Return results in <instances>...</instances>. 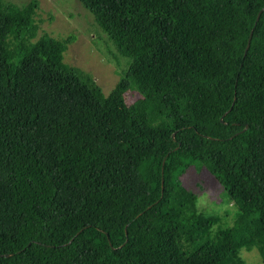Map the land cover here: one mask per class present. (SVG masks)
<instances>
[{
	"label": "trees",
	"instance_id": "trees-1",
	"mask_svg": "<svg viewBox=\"0 0 264 264\" xmlns=\"http://www.w3.org/2000/svg\"><path fill=\"white\" fill-rule=\"evenodd\" d=\"M77 1L126 59L106 95L62 61L70 38L36 36L34 0H0V264L264 257V0ZM194 165L236 201L231 227L180 185Z\"/></svg>",
	"mask_w": 264,
	"mask_h": 264
},
{
	"label": "rangeland",
	"instance_id": "rangeland-1",
	"mask_svg": "<svg viewBox=\"0 0 264 264\" xmlns=\"http://www.w3.org/2000/svg\"><path fill=\"white\" fill-rule=\"evenodd\" d=\"M4 1L21 5L30 0ZM34 1L36 2L34 19L38 25L36 36L47 34L56 39L70 38L63 52L62 61L90 74L106 95L122 76L127 63L96 25L91 13L77 0ZM123 100L125 104L137 101L142 107H148L142 95L131 86L125 91ZM179 183L192 194L193 203L194 195L202 194L198 185H203L204 190L209 191L213 199L218 193H224L215 178L204 167L197 165L188 167L180 176ZM198 212L209 219L212 234L233 221L230 213H225L221 217L210 209ZM234 259L233 264H244L237 254Z\"/></svg>",
	"mask_w": 264,
	"mask_h": 264
},
{
	"label": "clouds",
	"instance_id": "clouds-1",
	"mask_svg": "<svg viewBox=\"0 0 264 264\" xmlns=\"http://www.w3.org/2000/svg\"><path fill=\"white\" fill-rule=\"evenodd\" d=\"M202 194L194 195V206L197 211L203 209H210L215 212L216 215L221 217L225 213H230L231 218L234 220L236 214L239 212L238 205L235 200L231 199L227 193H218L216 198H211L210 192L205 191L203 185H198ZM219 200V203L217 201ZM229 227L232 225L229 224ZM215 227V226H214ZM237 255L244 261V264H264V257H262L256 246L248 249L246 246H242Z\"/></svg>",
	"mask_w": 264,
	"mask_h": 264
},
{
	"label": "water",
	"instance_id": "water-1",
	"mask_svg": "<svg viewBox=\"0 0 264 264\" xmlns=\"http://www.w3.org/2000/svg\"><path fill=\"white\" fill-rule=\"evenodd\" d=\"M262 9H264V7H262L261 9H259L258 12L256 13L255 21L258 19L259 13L261 12ZM251 31H252V29H250V31L248 33V37H247V40H246V44H245V47L243 49V54H245V52L247 50V47H248V44H249L250 35H251Z\"/></svg>",
	"mask_w": 264,
	"mask_h": 264
}]
</instances>
